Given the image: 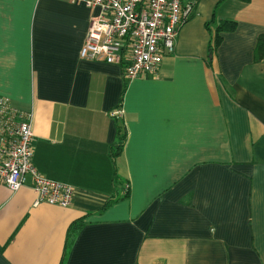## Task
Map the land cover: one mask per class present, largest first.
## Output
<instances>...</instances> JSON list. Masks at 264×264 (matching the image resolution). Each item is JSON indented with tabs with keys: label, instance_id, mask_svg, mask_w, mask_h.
I'll list each match as a JSON object with an SVG mask.
<instances>
[{
	"label": "crops",
	"instance_id": "1",
	"mask_svg": "<svg viewBox=\"0 0 264 264\" xmlns=\"http://www.w3.org/2000/svg\"><path fill=\"white\" fill-rule=\"evenodd\" d=\"M182 4L174 51L127 79L80 57L98 6L0 0V95L32 114L36 169L75 189L60 207L33 205L30 175L0 184V264H264V0ZM213 15L237 27L210 52ZM116 108L127 135L112 159ZM114 172L128 196L98 212Z\"/></svg>",
	"mask_w": 264,
	"mask_h": 264
},
{
	"label": "built area",
	"instance_id": "2",
	"mask_svg": "<svg viewBox=\"0 0 264 264\" xmlns=\"http://www.w3.org/2000/svg\"><path fill=\"white\" fill-rule=\"evenodd\" d=\"M98 6L91 16L79 54L83 59L120 63L127 79L154 75L165 54L172 53L180 28L192 15L182 0H73ZM121 108L113 109L119 117ZM32 114L12 107L0 95V184L17 191L31 177L36 194L33 205H71L72 185L40 173L32 163Z\"/></svg>",
	"mask_w": 264,
	"mask_h": 264
},
{
	"label": "trees",
	"instance_id": "3",
	"mask_svg": "<svg viewBox=\"0 0 264 264\" xmlns=\"http://www.w3.org/2000/svg\"><path fill=\"white\" fill-rule=\"evenodd\" d=\"M241 4H246L251 0H236ZM207 29L212 33V39L209 44V51L213 52L223 40V34L225 32H231L237 27V22L233 19H216L215 15L212 16L211 20L206 23ZM264 58V32L258 34L254 49H253V60L259 62ZM124 75V72H123ZM124 78L125 75H124ZM127 87V81H124L123 90L120 96V104L123 100V95ZM126 129L121 117L116 118V136L113 143L109 147L110 156L115 159L121 152L126 141ZM121 182V183H120ZM120 183V184H119ZM114 190L111 192L102 207L98 212H102L111 206L113 203L124 199L128 196V183L123 179L119 178L116 172L113 177ZM83 225V217L74 220L68 228V238L74 240L76 234Z\"/></svg>",
	"mask_w": 264,
	"mask_h": 264
}]
</instances>
